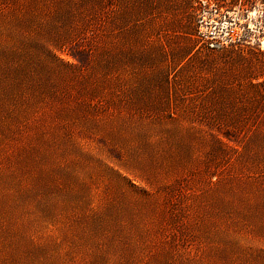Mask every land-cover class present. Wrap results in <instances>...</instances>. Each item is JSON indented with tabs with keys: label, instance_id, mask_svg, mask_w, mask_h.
Returning a JSON list of instances; mask_svg holds the SVG:
<instances>
[{
	"label": "rangeland",
	"instance_id": "rangeland-1",
	"mask_svg": "<svg viewBox=\"0 0 264 264\" xmlns=\"http://www.w3.org/2000/svg\"><path fill=\"white\" fill-rule=\"evenodd\" d=\"M254 1L0 0V264H264Z\"/></svg>",
	"mask_w": 264,
	"mask_h": 264
},
{
	"label": "trees",
	"instance_id": "trees-1",
	"mask_svg": "<svg viewBox=\"0 0 264 264\" xmlns=\"http://www.w3.org/2000/svg\"><path fill=\"white\" fill-rule=\"evenodd\" d=\"M248 3H253V2H255L254 0H246ZM224 16H226L227 17V15L225 14ZM195 18V17H194ZM217 28H220L218 25L216 26ZM262 28V27H261ZM198 31V29H197V27L195 28V32H197ZM220 30H217V32H219ZM220 34V33H219ZM218 34V35H219ZM231 45H233L232 43H231Z\"/></svg>",
	"mask_w": 264,
	"mask_h": 264
}]
</instances>
